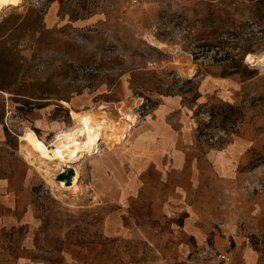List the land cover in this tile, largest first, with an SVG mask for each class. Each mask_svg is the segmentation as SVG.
Wrapping results in <instances>:
<instances>
[{
  "label": "rangeland",
  "instance_id": "obj_1",
  "mask_svg": "<svg viewBox=\"0 0 264 264\" xmlns=\"http://www.w3.org/2000/svg\"><path fill=\"white\" fill-rule=\"evenodd\" d=\"M50 1L22 0L0 15V172L9 159L22 157L27 128L47 146L57 132L44 139L35 112L43 110L63 130L74 123L69 110L74 118L106 107L114 121L115 107L134 118L144 98L150 116L163 97L177 96L192 108L197 139L217 149L234 137L251 140L255 160L248 168H261L263 179L260 188L256 179L244 181L242 194L203 181L201 191L190 193L200 206L184 209L173 206L170 179L150 172L132 199L117 203L99 198L90 185L88 159L108 150L100 143L75 164L77 192L36 170L41 229L35 244L42 258L52 264H212L216 251L251 249L255 264H264V216L240 222L236 214L244 212L232 206V196L241 203V195L264 186V27L231 0H65L48 24ZM209 76L229 77L233 88L202 92ZM234 214L238 220L231 222ZM193 215L200 221L189 226L198 239L182 229Z\"/></svg>",
  "mask_w": 264,
  "mask_h": 264
},
{
  "label": "crops",
  "instance_id": "obj_2",
  "mask_svg": "<svg viewBox=\"0 0 264 264\" xmlns=\"http://www.w3.org/2000/svg\"><path fill=\"white\" fill-rule=\"evenodd\" d=\"M64 1H50L46 13L48 24L55 22ZM201 85L202 92H211L217 87L229 90L233 88V80L209 76L201 81ZM204 99L202 97L198 101ZM191 109L181 102L180 97H163L161 104L135 127L128 139L89 158L90 185L97 196L117 203L132 199L138 192L141 178L150 172L164 180L170 179L169 183L174 184L173 206L184 209L200 206L190 202V193L201 191L206 180L215 187L226 185L233 194L247 192V187L242 184L250 179H256V187L260 188L263 177H259V174H262V169L255 166L248 168L255 160L253 142L247 137L238 136L225 147L217 149L197 139ZM35 113V129L44 139L61 129L58 123L45 118L43 110ZM17 156V160L9 159L0 172V264H52L42 258L35 244L41 229L37 198L40 177L29 163ZM261 189V193L258 191L251 197L241 195V203L232 196L235 202L232 206L239 207L244 214H236L239 220L234 214L231 222L238 220L254 224L262 220L264 186ZM196 218L193 215L188 221L184 219L181 222L183 233L193 239H198L199 234L192 231L189 224L200 221ZM218 247L223 248L220 243ZM223 253L230 255L229 264H255L256 261L251 249L225 250Z\"/></svg>",
  "mask_w": 264,
  "mask_h": 264
},
{
  "label": "bare ground",
  "instance_id": "obj_3",
  "mask_svg": "<svg viewBox=\"0 0 264 264\" xmlns=\"http://www.w3.org/2000/svg\"><path fill=\"white\" fill-rule=\"evenodd\" d=\"M21 2L22 0H0V15L8 7H16ZM105 109L106 107L77 114L73 125L57 131L48 146L27 128L20 137V154L35 170L51 181L56 179V174L73 169L72 184L65 186L64 181H57V187L77 192L80 173L75 164L92 156L100 143L108 148L120 143L130 133L129 121L134 123L135 117L130 115V110L123 111L115 107L117 119L113 121Z\"/></svg>",
  "mask_w": 264,
  "mask_h": 264
},
{
  "label": "built area",
  "instance_id": "obj_4",
  "mask_svg": "<svg viewBox=\"0 0 264 264\" xmlns=\"http://www.w3.org/2000/svg\"><path fill=\"white\" fill-rule=\"evenodd\" d=\"M138 108L139 109L134 114L135 120H136L135 123H132L129 121V125H130L129 132H131V130L135 127V125L139 122L140 119L142 120L146 119L147 114H149V112L152 109L151 105L148 104V101L144 98H141V102ZM69 116H70L71 122L73 123L76 119L73 118L70 110H69ZM210 143L213 144V141L210 140ZM102 150L103 148H101V152ZM99 151L95 154L96 155L99 154ZM205 255H206V252H203L202 256H205ZM210 258L212 259V264H229L230 263V255L227 253L216 251L210 254Z\"/></svg>",
  "mask_w": 264,
  "mask_h": 264
},
{
  "label": "trees",
  "instance_id": "obj_5",
  "mask_svg": "<svg viewBox=\"0 0 264 264\" xmlns=\"http://www.w3.org/2000/svg\"><path fill=\"white\" fill-rule=\"evenodd\" d=\"M235 1L234 9H237L239 3H243L244 7L248 10V16L255 23L264 27V0H231ZM243 26V24H240ZM245 25V24H244Z\"/></svg>",
  "mask_w": 264,
  "mask_h": 264
},
{
  "label": "water",
  "instance_id": "obj_6",
  "mask_svg": "<svg viewBox=\"0 0 264 264\" xmlns=\"http://www.w3.org/2000/svg\"><path fill=\"white\" fill-rule=\"evenodd\" d=\"M73 174V169H67L56 176V181H64L65 186H70L72 184Z\"/></svg>",
  "mask_w": 264,
  "mask_h": 264
}]
</instances>
